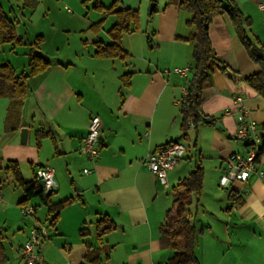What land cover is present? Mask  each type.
<instances>
[{"label": "crops", "instance_id": "crops-1", "mask_svg": "<svg viewBox=\"0 0 264 264\" xmlns=\"http://www.w3.org/2000/svg\"><path fill=\"white\" fill-rule=\"evenodd\" d=\"M5 1L7 8L1 0L0 5L23 43H0V62L26 74L33 51L49 64L26 78L27 94L18 113L8 117L11 100L0 97L2 164L15 161L24 181L38 183V169L51 166L57 183L52 202L72 200L59 210L55 223L54 213L37 197L27 203L34 206V215L24 216L22 188L0 171L4 264H25L20 247L34 221L48 224L40 246L44 264H166L173 251L162 245L160 226L173 189L197 165L203 168L202 188L192 194L185 215L195 227L194 253L200 264H264V153L256 163L262 173H253L246 182L235 180L230 188L219 184L229 154L246 152L234 137L239 117L255 121L264 134V95L245 80L261 67L247 54L227 13L214 15L208 31L228 70L213 67L210 82L201 89L199 118L185 127L183 100L194 66V44L186 38L194 27L188 25L191 14L180 7L181 0H117L113 10L138 12L137 28L121 37L125 59L94 54V41L111 42L108 31L116 17L109 7L114 0H78L73 25L78 36L72 39L63 15L70 8L64 4L62 9L60 0H25L27 7ZM45 1L35 25L32 13ZM232 1L248 19L249 34L264 41L261 0ZM98 21L99 28L92 30L90 25ZM38 35L43 39L31 50ZM184 66L185 75L171 71ZM91 116L100 121L94 159L81 151ZM22 127L28 129L25 141ZM38 132L43 134L38 137ZM175 140L186 148L162 183L143 158ZM104 217L112 227L98 237L97 223Z\"/></svg>", "mask_w": 264, "mask_h": 264}, {"label": "trees", "instance_id": "trees-1", "mask_svg": "<svg viewBox=\"0 0 264 264\" xmlns=\"http://www.w3.org/2000/svg\"><path fill=\"white\" fill-rule=\"evenodd\" d=\"M117 0H114L110 11L116 17L115 23L111 26L108 33L111 38L110 43H104L100 40L94 41V54L99 57L125 59L128 53L122 48V34L128 33L138 26L137 10L121 7L114 9ZM180 7L190 12L191 16L188 25L194 27L192 35L187 40L193 42V72L188 84V91L185 96V106L183 112V126L188 122H196L199 118L200 93L204 85L210 82L213 67L219 70L227 71V64L215 53L209 38V24L214 15L227 13L233 24L236 33L243 44L250 58L258 63L261 70L245 78L246 82L264 95V41L257 37H252L248 31V19L242 15L239 7L232 0H181ZM101 9V8H100ZM101 21L90 25L92 30H97ZM42 36H36L32 47H37ZM0 43L22 44L23 41L16 34L13 22L7 17L0 5ZM49 61L41 54L31 51L28 58V70L26 74L18 75L15 69L9 63L0 62V97H7L11 100L8 109V117L11 114L18 113L23 99L27 94L26 78L37 74L47 68ZM130 73L124 74L126 83ZM43 133L38 132V137ZM264 137V134H262ZM264 153V139L258 150V157ZM0 171L11 176L17 186H20L24 192V198L20 204H27L30 199L37 197L41 204L47 207L48 212L54 213L51 223L57 220L59 210L69 203L72 198H66L62 201L52 202L53 192L44 193L42 187L36 180L24 181L21 177L19 168L15 161H7L2 164L0 157ZM203 180V168L200 165L184 178H182L172 193L174 199L171 206L165 212L163 222L160 226V239L164 247L173 251L172 256L166 264H200L194 253L196 231L193 224L190 223L185 215V208L192 201V194H200ZM112 222L105 217L98 220L97 233L101 237L110 230ZM7 261V254L3 243L0 241V264Z\"/></svg>", "mask_w": 264, "mask_h": 264}, {"label": "built area", "instance_id": "built-area-1", "mask_svg": "<svg viewBox=\"0 0 264 264\" xmlns=\"http://www.w3.org/2000/svg\"><path fill=\"white\" fill-rule=\"evenodd\" d=\"M259 7L264 12V0L259 2ZM188 68L174 67L172 72L185 75ZM165 71H170L165 69ZM185 99L183 106H185ZM239 125L234 132V137L241 140L246 145L245 154L231 152L227 158L226 172L220 176L219 184L222 187L230 188L235 180L246 182L253 173H262V170L256 168L258 161V150L262 144V133L256 127L255 121L244 122L239 117ZM99 136L100 121L97 116H91L88 129L82 138L81 151L94 159L99 154ZM185 145L181 141H170L151 152H148L143 162L148 169L155 173L162 183L166 181V172L177 165L185 151ZM83 172H90L84 169ZM38 176L43 182V192L50 193L56 190L57 183L54 179V169L51 166L44 165L38 169ZM34 206L24 204L20 206V212L24 216L34 215ZM48 235V224L34 221L25 241L20 247V253L25 264H44L43 256L40 252V246Z\"/></svg>", "mask_w": 264, "mask_h": 264}, {"label": "rangeland", "instance_id": "rangeland-1", "mask_svg": "<svg viewBox=\"0 0 264 264\" xmlns=\"http://www.w3.org/2000/svg\"><path fill=\"white\" fill-rule=\"evenodd\" d=\"M17 1H21L22 2L21 4L26 5V7L29 6V5H27V2L25 0H17ZM60 1H61L60 5H61L62 9H63V5L64 4H65V6L70 8L69 12H66L65 9H63V12H65L63 15L66 16L65 19L69 21V24H68L69 28H67V30H66V33L68 34L67 36L70 39L75 38V36H78V35L76 33H74L73 25H75L74 23L78 22V17L76 15V14H78V8H79L78 0H60ZM1 3H2V6H3L4 9L8 7L7 6L8 4H7V2L5 0H1ZM45 3H46V1L45 2H40L37 10L34 13H32L33 24L36 25V23L38 21V15L42 13V10H44L43 9L44 6H46ZM55 6H58V4H56ZM26 7L24 8L25 13L23 14V17L28 13L27 10H26ZM61 16H62V12H61ZM77 25H78V23H77ZM39 207H41V206H39ZM39 207H38V209H39ZM38 214H40V211L38 212Z\"/></svg>", "mask_w": 264, "mask_h": 264}, {"label": "water", "instance_id": "water-1", "mask_svg": "<svg viewBox=\"0 0 264 264\" xmlns=\"http://www.w3.org/2000/svg\"><path fill=\"white\" fill-rule=\"evenodd\" d=\"M28 129L26 127L20 128V133H21V141H25L26 139V134H27ZM100 137V136H99ZM39 184L41 187H43V182L42 180L39 181Z\"/></svg>", "mask_w": 264, "mask_h": 264}]
</instances>
